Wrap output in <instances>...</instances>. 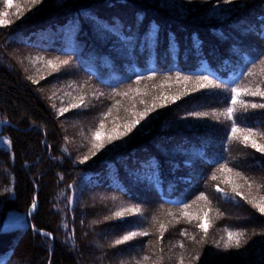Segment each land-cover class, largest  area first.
Here are the masks:
<instances>
[{"label": "trees", "instance_id": "16d2710c", "mask_svg": "<svg viewBox=\"0 0 264 264\" xmlns=\"http://www.w3.org/2000/svg\"><path fill=\"white\" fill-rule=\"evenodd\" d=\"M0 13V264H264L249 203L264 152L230 139L236 123L264 145L250 106L264 97L221 115L231 88L264 90V0H0ZM148 109L93 149L98 129L106 141Z\"/></svg>", "mask_w": 264, "mask_h": 264}, {"label": "snow or ice", "instance_id": "6c2138e0", "mask_svg": "<svg viewBox=\"0 0 264 264\" xmlns=\"http://www.w3.org/2000/svg\"><path fill=\"white\" fill-rule=\"evenodd\" d=\"M30 2L35 5L40 3V0H30ZM225 3H231L232 0H224ZM5 3L7 4V0H5ZM22 15V13H20ZM6 13H0V26H6L7 24L12 23V21L10 20H6L3 19L4 16H6ZM17 18H19V15L17 16ZM48 65L50 67H53L54 70L57 69L59 67V65H55L53 63V61H48L47 62ZM61 64H67L68 61H61ZM262 63H264V61H262ZM185 80H187V77H184ZM204 81H207V84H211L212 81L208 80L207 76H204L201 78ZM35 82V81H34ZM139 81H137L138 83ZM201 88L205 87L206 85L201 83L199 85ZM139 91V90H137ZM123 95H127V93H123ZM241 95H248V96H260V97H264V90L261 89V87L259 85H257L254 89L253 88H248V87H244V88H240V87H233L231 88V96H230V100H231V106L227 107L226 112L221 113V115H225L226 118L228 120H232L234 117V113L236 111V105H241L243 107H248V105L245 104V102L242 99H239V97ZM82 102V101H81ZM143 103V101H141ZM79 105L74 104L72 105L73 108L78 107ZM252 108H256V107H261L264 108V104L261 105H256V104H252L250 105ZM68 111L67 108L63 109L61 111V114H63V112ZM148 111H150V109L145 110V112H142L138 115V118L135 120H132L128 123H126L124 125V130L123 131H116L115 129H113L112 133L108 134L106 141H101L99 143L96 142V139L101 135L100 130L98 129L96 132L93 133V143H92V147L93 149H95L96 151H99L100 149L105 147V142L106 143H112L113 141L120 139L121 137L125 136L128 134V132H130L138 123L139 120L143 119L147 114ZM197 116H206L208 115L207 113H196ZM100 129L104 128L103 123L100 124L99 126ZM231 132L232 135L230 137V139H236V140H240L241 143H243L245 146H248L249 143L251 145L252 148L256 149L257 151L260 152H264V145H259L257 144V142L254 139H250L252 136L256 135V133L253 132V130L251 128H240L237 126L236 123H233L231 126ZM239 134V135H238ZM264 135V134H261ZM92 155H95V151L92 153ZM89 157L85 156L82 160L81 163H83L84 161L88 160ZM221 172L227 171V172H231L232 169L230 168H226V166L221 165ZM235 175L237 177H240V173H235ZM216 176H213L212 179H216ZM243 178V177H241ZM227 182H231V181H227ZM251 187V185H249ZM239 187V185H234L233 186V191L236 190V188ZM217 191H220V189L218 188ZM237 195H239V193H237ZM199 199H203V200H207V197H205L203 194L199 197ZM249 203L253 204V207L257 208V210L259 212H261L262 214H264V197L260 198V202L257 203L254 200L253 201H249ZM188 205H185V208H187ZM128 211H132V210H128ZM135 211H139L138 209ZM115 215L117 217H121L124 215V212H116ZM183 215L185 217H189V220L191 219V217L189 216L188 212H183ZM208 213L205 212L204 216L207 217ZM210 223H201L198 225V227L205 233V235L207 234V230L210 227ZM161 229H164V225H161ZM226 235H227V242L224 243V247L225 248H229V247H236L239 248L240 245V238L243 236V233H237V232H232V231H228L227 229H225ZM184 232H181V235H184ZM137 233L132 232L128 235L123 236L122 240H117L116 243L117 244H121L124 241H128L130 239H132L134 236H136ZM139 235H148V233L144 232V233H139ZM235 238V239H234ZM234 240V243H232V241ZM181 247H183V245H181ZM145 259H147V257H145ZM182 264V261H181Z\"/></svg>", "mask_w": 264, "mask_h": 264}, {"label": "water", "instance_id": "95a60500", "mask_svg": "<svg viewBox=\"0 0 264 264\" xmlns=\"http://www.w3.org/2000/svg\"><path fill=\"white\" fill-rule=\"evenodd\" d=\"M43 236L51 238L50 234H48L47 232H43V231H39Z\"/></svg>", "mask_w": 264, "mask_h": 264}, {"label": "rangeland", "instance_id": "374dc122", "mask_svg": "<svg viewBox=\"0 0 264 264\" xmlns=\"http://www.w3.org/2000/svg\"><path fill=\"white\" fill-rule=\"evenodd\" d=\"M214 13L218 16V17H222V16H225V12L221 13L220 15L217 13V10L214 11Z\"/></svg>", "mask_w": 264, "mask_h": 264}]
</instances>
